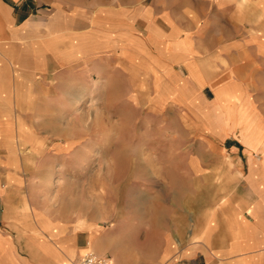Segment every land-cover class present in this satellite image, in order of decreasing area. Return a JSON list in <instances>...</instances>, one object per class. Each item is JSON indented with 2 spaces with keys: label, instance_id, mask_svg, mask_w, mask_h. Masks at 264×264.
Segmentation results:
<instances>
[{
  "label": "crops",
  "instance_id": "crops-1",
  "mask_svg": "<svg viewBox=\"0 0 264 264\" xmlns=\"http://www.w3.org/2000/svg\"><path fill=\"white\" fill-rule=\"evenodd\" d=\"M64 1L0 0V264H264V0ZM98 102L164 138L149 181L185 199L53 206L71 105Z\"/></svg>",
  "mask_w": 264,
  "mask_h": 264
},
{
  "label": "rangeland",
  "instance_id": "rangeland-1",
  "mask_svg": "<svg viewBox=\"0 0 264 264\" xmlns=\"http://www.w3.org/2000/svg\"><path fill=\"white\" fill-rule=\"evenodd\" d=\"M155 1L65 0L63 4L66 7H72L75 4L90 2L100 6L108 2L112 3L115 9H120V6H132L134 2L148 7ZM105 107L106 105L101 106L100 102L92 106L90 104L71 105V112L75 110L77 113L71 114L64 123L68 129L80 130L81 135L73 141L77 150L67 153L66 167L60 169V175L64 177L65 182L59 184L56 194L59 197L60 193V197L64 196L65 199H58L55 196L51 200L53 206L62 204L66 210H70L76 206L75 209H77L78 205L83 203L85 208L91 209L95 205L105 207L107 202L114 213L123 209L124 213L129 215L143 205L148 212L165 206L169 207L171 203L175 206L178 198L185 199L188 195L171 197L167 189L161 193L160 188L164 185L149 181L154 175H160L159 170L161 167V170L164 169L163 165L167 161L177 157L175 152L172 153L166 146L167 142H164V138L154 133V129L150 131V134L145 129L144 135L139 136L138 131L142 133V127L122 118L121 104H113L108 112ZM95 132L98 135L89 134ZM91 146L96 150L91 152L82 150L89 149ZM185 146H189L186 149L189 158L192 159L195 154L192 141ZM164 170L167 171L164 174H169L170 169ZM189 176H191L190 169ZM137 179L148 182L134 183ZM56 187L58 186L55 185V190ZM81 207L85 209L84 206ZM147 215H149L146 216L147 219L154 217L149 213Z\"/></svg>",
  "mask_w": 264,
  "mask_h": 264
},
{
  "label": "built area",
  "instance_id": "built-area-1",
  "mask_svg": "<svg viewBox=\"0 0 264 264\" xmlns=\"http://www.w3.org/2000/svg\"><path fill=\"white\" fill-rule=\"evenodd\" d=\"M72 264H106V260L88 252Z\"/></svg>",
  "mask_w": 264,
  "mask_h": 264
}]
</instances>
